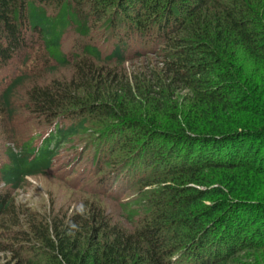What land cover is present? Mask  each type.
<instances>
[{
  "label": "trees",
  "instance_id": "1",
  "mask_svg": "<svg viewBox=\"0 0 264 264\" xmlns=\"http://www.w3.org/2000/svg\"><path fill=\"white\" fill-rule=\"evenodd\" d=\"M92 20L116 45L104 54L85 44L69 60L66 32L87 38ZM134 37L162 67L127 72L124 45ZM36 46L46 67L71 65L73 74L31 85L29 108L71 125L55 123L38 146L8 148L0 183L17 189L47 173L61 144L93 119L112 121L98 135L106 156L130 150L101 181L123 174L137 194L117 215L86 200L70 214L29 212L20 222L0 193V230L17 226L1 245L13 264H228L239 252L264 264V0H0V71ZM24 80L0 95V116Z\"/></svg>",
  "mask_w": 264,
  "mask_h": 264
},
{
  "label": "rangeland",
  "instance_id": "2",
  "mask_svg": "<svg viewBox=\"0 0 264 264\" xmlns=\"http://www.w3.org/2000/svg\"><path fill=\"white\" fill-rule=\"evenodd\" d=\"M87 26L90 30L87 38L77 34L74 29H69L66 32L63 38L62 52L70 56L69 60L74 59L75 55L78 58L81 57L80 47L85 44L96 45L104 54L109 53L116 45V40L112 37L115 34L106 28L104 22L92 20L87 22ZM117 32L121 35L125 31L123 27H120ZM126 44L127 46L124 45V47L127 48L128 57L125 55L124 68L128 73L162 67L161 59L155 56L143 39L134 37ZM124 47L121 48L125 50ZM27 55L29 59L25 63L20 62V64H15L6 71H0V95L14 78L17 76L25 77L22 85L14 90L9 115L0 116L1 162L6 161L8 148L17 151L24 143H32V146H38L48 136L55 123L64 124L66 127L71 125L69 120L63 121L62 118H58L51 122L33 113L29 108L27 91L31 85H45L52 78L54 80L69 79L73 74L72 66L51 70L46 67V60L42 59V54L37 46L28 51ZM174 95L182 102L183 98L187 97L188 92L179 88L175 90ZM94 121L93 119L88 120V124H86L88 131L77 132L71 140L61 144L53 160L54 165L50 167L47 173L26 177L17 189H10L0 183V193L9 192V196L14 201L15 215L18 216L20 222L22 219H26L25 216L29 215V212H35L41 218L47 216L48 219H51L52 215L59 211V214L61 212L70 214L75 207L80 206L81 202L86 200H95L104 206L109 214L117 215L118 203L131 199L137 194L134 192V188L127 189L133 178L124 177L123 174L119 173L123 179L117 178L116 183H114L116 178L112 183H107L105 180L101 181L104 176H111L115 173L113 167L115 163L118 164L116 160L127 158L130 150H118L117 156L114 158H111L113 155L108 156L109 154H107L106 156L103 152L106 151L107 147L100 145L102 140L98 139V135L105 128V123L110 124L112 121L104 123ZM100 125L101 127H99ZM110 147L112 145L108 148L110 149ZM97 162L99 163L96 165ZM117 218L114 216V219ZM122 220V218L119 219V221ZM138 221L139 219L135 220L134 223L138 224ZM16 227L6 225L3 227L5 230H0V264H13L11 252L3 250L1 245L6 242L4 236L12 234V230H16ZM259 254L264 256V251L259 252ZM237 259L245 264H262L257 261L253 252H239L228 264H235ZM261 261L263 260L261 259Z\"/></svg>",
  "mask_w": 264,
  "mask_h": 264
}]
</instances>
